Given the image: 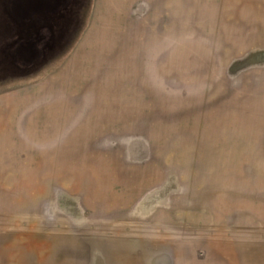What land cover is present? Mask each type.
Wrapping results in <instances>:
<instances>
[{
	"label": "rangeland",
	"instance_id": "1",
	"mask_svg": "<svg viewBox=\"0 0 264 264\" xmlns=\"http://www.w3.org/2000/svg\"><path fill=\"white\" fill-rule=\"evenodd\" d=\"M12 1L0 231L45 264H264V0Z\"/></svg>",
	"mask_w": 264,
	"mask_h": 264
},
{
	"label": "crops",
	"instance_id": "2",
	"mask_svg": "<svg viewBox=\"0 0 264 264\" xmlns=\"http://www.w3.org/2000/svg\"><path fill=\"white\" fill-rule=\"evenodd\" d=\"M20 235V232L0 231V264H45L42 241L27 240L26 236ZM56 258L50 262L59 264Z\"/></svg>",
	"mask_w": 264,
	"mask_h": 264
},
{
	"label": "trees",
	"instance_id": "3",
	"mask_svg": "<svg viewBox=\"0 0 264 264\" xmlns=\"http://www.w3.org/2000/svg\"><path fill=\"white\" fill-rule=\"evenodd\" d=\"M22 1L23 0H13L12 1V6H11V8H12V16L15 18V19H20V20H24V19H28L29 18V16H30V12L32 13V10H24V9H22ZM63 3V2H62ZM64 4V3H63ZM63 4L61 5V4H59V6H63ZM59 6H57V7H54V5H51V6H44V8L46 7V14L47 13H49L50 12V10L51 9H49V7L51 8V7H53V8H58ZM52 8V9H53ZM49 11V12H48ZM16 17H15V16ZM19 42L18 41H16L14 44H18ZM13 44V45H14ZM31 47V46H30ZM27 49V48H26ZM30 48H28L27 50H29ZM14 50H15V52H14ZM21 50V49H20ZM27 50H25L23 53H24V55H25V53H28V51ZM12 53L14 52V53H16V54H18V55H20V56H24L23 55V53H17L18 51H19V49L18 48H12Z\"/></svg>",
	"mask_w": 264,
	"mask_h": 264
}]
</instances>
